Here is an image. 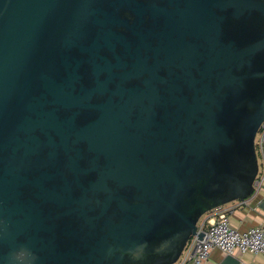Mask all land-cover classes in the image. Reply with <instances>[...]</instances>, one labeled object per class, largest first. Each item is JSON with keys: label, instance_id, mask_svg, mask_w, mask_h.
Here are the masks:
<instances>
[{"label": "water", "instance_id": "1", "mask_svg": "<svg viewBox=\"0 0 264 264\" xmlns=\"http://www.w3.org/2000/svg\"><path fill=\"white\" fill-rule=\"evenodd\" d=\"M263 121L264 0H0V264H172Z\"/></svg>", "mask_w": 264, "mask_h": 264}, {"label": "built area", "instance_id": "2", "mask_svg": "<svg viewBox=\"0 0 264 264\" xmlns=\"http://www.w3.org/2000/svg\"><path fill=\"white\" fill-rule=\"evenodd\" d=\"M263 142L264 121L256 136L257 152L263 147ZM259 183L257 177L255 187ZM199 233H203V237H200ZM214 249H219L225 254L240 250L244 253L264 255V227L254 226L240 231L232 225L228 210L223 208V205L214 208L202 216L198 222L197 233L190 237L180 257L172 264H203Z\"/></svg>", "mask_w": 264, "mask_h": 264}, {"label": "crops", "instance_id": "3", "mask_svg": "<svg viewBox=\"0 0 264 264\" xmlns=\"http://www.w3.org/2000/svg\"><path fill=\"white\" fill-rule=\"evenodd\" d=\"M258 157L260 163L258 180L260 183L256 186L254 194L245 200H235L223 205V208L228 210L232 225L240 231L254 226L264 227V142L263 147L258 150ZM232 254L240 258V264H264L263 254L244 253L240 250H236ZM226 255L221 250L214 249L203 264H219Z\"/></svg>", "mask_w": 264, "mask_h": 264}, {"label": "clouds", "instance_id": "4", "mask_svg": "<svg viewBox=\"0 0 264 264\" xmlns=\"http://www.w3.org/2000/svg\"><path fill=\"white\" fill-rule=\"evenodd\" d=\"M139 247H147V244H141ZM15 261L21 262V264H24V261L26 260H36L38 259L34 252H32L30 249H24L21 248L20 250L16 251L15 254L12 257Z\"/></svg>", "mask_w": 264, "mask_h": 264}]
</instances>
